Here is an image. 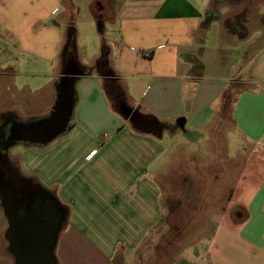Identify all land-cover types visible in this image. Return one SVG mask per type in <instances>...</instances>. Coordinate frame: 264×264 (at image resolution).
Here are the masks:
<instances>
[{
    "label": "crops",
    "instance_id": "1",
    "mask_svg": "<svg viewBox=\"0 0 264 264\" xmlns=\"http://www.w3.org/2000/svg\"><path fill=\"white\" fill-rule=\"evenodd\" d=\"M260 1L0 0L4 121L40 117L14 95L26 91L16 81L23 56L53 65L46 114L62 73L87 69L75 84L68 129L44 144L19 140L23 153H9L66 209L58 264H264ZM82 8L100 29L89 63L77 46ZM210 15L217 17L206 25ZM71 39L75 53L67 51ZM28 89L36 94L42 85ZM206 128L216 135L202 136ZM229 128L238 147L218 167L201 152L208 142L226 153Z\"/></svg>",
    "mask_w": 264,
    "mask_h": 264
},
{
    "label": "water",
    "instance_id": "2",
    "mask_svg": "<svg viewBox=\"0 0 264 264\" xmlns=\"http://www.w3.org/2000/svg\"><path fill=\"white\" fill-rule=\"evenodd\" d=\"M83 70L71 69L64 71L60 78L58 100L51 114L42 120L31 124L26 135L38 143H48L64 133L70 124L74 111L75 84ZM132 110H129V114ZM0 188H4V176L0 171ZM16 197H21L19 190H14ZM9 208V206H8ZM6 211L7 216L11 215ZM65 215L58 200L49 195L45 203L39 202L36 215L31 220L22 222V228L10 220L7 237L11 240V250L16 253L14 264H58L55 256V246ZM15 235L16 239L11 237Z\"/></svg>",
    "mask_w": 264,
    "mask_h": 264
},
{
    "label": "rangeland",
    "instance_id": "3",
    "mask_svg": "<svg viewBox=\"0 0 264 264\" xmlns=\"http://www.w3.org/2000/svg\"><path fill=\"white\" fill-rule=\"evenodd\" d=\"M260 12L264 11V0L260 1L259 7ZM220 10L223 13H227L229 10L228 5H224L220 8ZM76 27L78 30V36H77V46H78V53L80 55V58L85 62L89 63L91 61V57L94 53V49H96V45L98 44L99 40H101L99 36L100 29L98 27V24L93 18V14H90L89 11L84 8H82V13L78 15L76 18ZM96 34V35H95ZM28 58L27 61H21L20 67L21 74H18L16 81L19 86H23L26 91L21 92L19 95L15 92L14 95L17 98V103H20L21 105H24L25 102L30 101V107L28 106V110L31 111L34 114H38L40 116L46 115L45 108L46 105L49 102L50 98V91L53 89L54 84L52 83L53 78L55 77L53 75V65L52 63L46 61V60H39L34 59L31 56H23ZM19 67V66H18ZM42 85V89L37 91L35 94L32 90L30 91L28 88H35L36 86ZM28 87V88H25ZM13 94L11 92H7L3 97L7 102H9V97L12 98ZM16 102V99H14ZM28 116L25 115L26 118ZM29 118V117H28ZM220 120L223 121V124L226 128L230 127V116L228 112H223L222 117H220ZM3 118L0 117V124L3 122ZM214 129V128H213ZM2 130V125H0V134ZM236 133L229 128L228 135L230 137V144H229V150L225 152L217 151L210 149V146H207L209 148H206L204 146V149L201 153H206V150L209 151V157L211 155V158H213L215 164L218 167L224 166L226 155H231L235 153L238 147V141L239 139L236 138ZM202 136L206 135H212L215 136L216 132L212 130V132L208 131V128L202 131ZM214 141L216 138H213ZM213 141V144H214ZM30 142V141H28ZM204 143H201V146ZM210 144V143H209ZM199 149V148H198ZM24 149L19 146L18 144L12 145L10 152L12 155H18L22 154ZM13 163H16L17 161L15 159H11ZM34 181L38 182L37 179H33ZM8 219L5 214V208L3 206V203L0 198V264H14L15 257L14 254L11 251L9 239L7 237V230H8Z\"/></svg>",
    "mask_w": 264,
    "mask_h": 264
},
{
    "label": "flooded vegetation",
    "instance_id": "4",
    "mask_svg": "<svg viewBox=\"0 0 264 264\" xmlns=\"http://www.w3.org/2000/svg\"><path fill=\"white\" fill-rule=\"evenodd\" d=\"M50 114L30 118L25 121L13 120L10 115L8 117L9 119H6L2 125L0 134V171L3 173L5 185L4 188H0V198L5 208V214L9 206L8 212L11 218H13L10 219L6 214L8 227H10V220H12V223L16 225V229H21L23 225L22 222L31 220L36 215L38 203H45L47 197L51 195L46 188L40 186L36 181L26 176L20 170L18 163H13L11 161L12 158L9 155L12 145L16 144L19 140L38 143L33 141L25 132L28 131L27 128L31 124L48 117ZM15 189L21 192V197H16L14 195ZM11 237L13 240L16 239L15 235ZM9 243L11 248L10 239ZM12 253L14 254L16 262L17 255L13 251Z\"/></svg>",
    "mask_w": 264,
    "mask_h": 264
},
{
    "label": "trees",
    "instance_id": "5",
    "mask_svg": "<svg viewBox=\"0 0 264 264\" xmlns=\"http://www.w3.org/2000/svg\"><path fill=\"white\" fill-rule=\"evenodd\" d=\"M74 10L70 7V17H71V20L74 18ZM217 16H213V15H210V16H208L207 18H206V21H205V24L207 25L212 19H214V18H216ZM263 20H264V18H263ZM239 28V27H238ZM239 30H242L241 31V34L240 35H247L246 33H247V31H246V29H244V27H240L239 28ZM74 39H71L70 41H69V43H68V46H67V51H68V53H75V43H74V41H73ZM106 53H107V50H106V47H104V50H103V53H102V57H101V59H100V61L102 62V63H105V61H106ZM83 71H84V73L85 74H87V69L86 68H83ZM110 75L112 76V75H114V74H112V73H110ZM230 100H231V95H230V92L228 91L225 95H224V102H223V110H222V113L223 112H225L226 110H227V107H228V105H229V102H230ZM147 119H148V122L151 124V125H154V123H157V119L154 117V116H149V117H147ZM26 176H28L30 179H35L33 176H29V175H26ZM40 186H42V187H44V188H46L45 186H43V184L42 183H40L39 181L37 182ZM47 189V188H46ZM47 191L52 195V196H54L55 197V195L53 194V192H51L50 190H48L47 189ZM59 202V201H58ZM59 204H60V202H59ZM60 206H61V209H62V211L64 212V215H66V209H65V207H63V205H61L60 204Z\"/></svg>",
    "mask_w": 264,
    "mask_h": 264
}]
</instances>
